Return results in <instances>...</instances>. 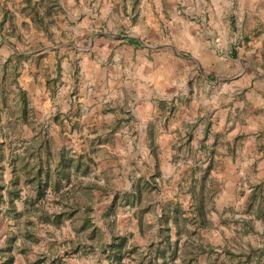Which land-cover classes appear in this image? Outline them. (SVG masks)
I'll use <instances>...</instances> for the list:
<instances>
[{
  "label": "rangeland",
  "instance_id": "1",
  "mask_svg": "<svg viewBox=\"0 0 264 264\" xmlns=\"http://www.w3.org/2000/svg\"><path fill=\"white\" fill-rule=\"evenodd\" d=\"M51 1L45 0L43 6H49ZM186 2L58 0L59 5L51 9L50 33H45L31 20L24 0H0V16L3 12L7 14L5 20L0 21L4 27L0 26V41L13 38L18 42L14 48L0 43V79L1 65L8 56L29 55L27 60H19L18 67L19 75L23 73L27 79L17 81L20 87L28 89L25 90L27 118L32 123L39 121L47 126L46 122H55V126L49 127L53 156L57 160L62 149L68 159L76 160L74 164L79 160L82 163L76 171L75 165L70 168L71 180L70 176L68 180H61L58 190L48 187L42 199H36L33 189L23 193L22 200L16 203L20 216H6L4 211L8 205L0 206V264H6L7 255L2 251L8 245L13 254L12 264H30L39 257L45 259L42 264H118L107 257L108 245L118 235L127 239L120 263L140 264L141 260L145 263L148 247L161 239L158 233L160 206L167 201L175 202L190 216L189 175L192 173L198 179L209 161L210 177L214 179L211 185L216 190L212 198L206 200L210 224L200 228L189 220L186 230L177 232L176 228H171L170 241L176 240L179 250L169 264H236L238 257L229 256L225 251L238 255L248 252L250 246H264V220L246 211L254 182L241 175L233 188L227 182L230 175L222 173L224 160L218 157L230 154L226 145L232 139L233 130L223 125L228 121L226 116L215 114L218 107L226 111L224 103L231 102V97L242 95L240 90H233L230 83L239 68L232 67L228 56L234 59L246 56L253 36L249 30L254 25L264 27V0ZM138 4L143 6L141 15L127 16L125 10L132 5L133 11L134 7L139 8ZM218 4L224 8V19L223 13L218 15L214 11ZM176 14L180 17L179 24L190 26L182 38L173 29ZM150 18L157 20L156 31L145 30L153 24ZM134 19L138 24H133ZM209 23L220 26L226 47L215 51L216 56L220 53L219 59L212 57L207 65L198 66L190 47L191 36H195L196 44L203 48L209 39ZM12 26L17 29L12 30ZM241 28L246 31L240 33ZM126 34L141 38L142 45L148 49V62L157 65L153 69L154 76L158 79L162 75L164 83L161 91L165 99L156 98L152 107L147 104L142 115L146 140L140 144L119 139L130 134L133 139L132 129L139 126V122L131 119L127 98H122L124 92L116 95L112 82H108V78L114 76L116 48L122 45L119 36ZM186 67L189 73H185ZM11 68L9 65V71ZM126 68L129 74L131 68L128 65ZM200 70L207 77L204 81ZM1 85L0 81V89ZM18 85L11 77L4 81L7 105L3 122L11 133H18L13 118L20 105L15 95ZM44 87L50 88L49 101L43 97ZM33 88L40 89L39 93L31 94ZM191 101L196 111L188 108L187 112H181L182 118L177 119L179 107ZM45 102L50 106L43 105ZM62 120H65L62 131L72 137L62 135L54 140V133L60 135L58 122ZM72 122L77 125L73 126ZM212 122H217L221 128L217 132L209 131L206 137L203 125ZM114 128L117 141L111 142ZM73 131L77 135L72 134ZM216 139L220 142L216 143ZM262 141L263 138L258 148H264ZM22 145L16 144V150ZM87 163L89 169L84 172ZM261 181L264 188V177ZM138 188L140 194L134 201L133 194ZM56 216L60 218L56 220ZM243 220H249L254 230L246 232Z\"/></svg>",
  "mask_w": 264,
  "mask_h": 264
},
{
  "label": "crops",
  "instance_id": "2",
  "mask_svg": "<svg viewBox=\"0 0 264 264\" xmlns=\"http://www.w3.org/2000/svg\"><path fill=\"white\" fill-rule=\"evenodd\" d=\"M133 1V0H131ZM133 3V2H131ZM187 4H194L193 0L189 1L187 0ZM143 5V4H142ZM215 6V5H214ZM222 6H225L224 3ZM138 7H134V10L132 11V5L125 11L127 12V16H133L137 13L141 15L142 7L138 4ZM214 11L218 15H223V19L225 18V13L223 12L224 8H220V4H218ZM138 10V11H137ZM176 12V10H175ZM2 15L0 16V21L2 20ZM150 20H153L150 18ZM157 20H153V24H150V28H147L145 30H152L156 31L158 29V24L156 26L155 22ZM176 22H174L173 29H176L178 32V36L182 38L183 32L188 29L190 30V26H184V24H179L180 17L176 14ZM159 23V22H158ZM226 23V22H225ZM133 24H138V21L134 19ZM206 25L202 24V28H204ZM3 27V25H0ZM223 26H226L223 24ZM263 26V25H262ZM195 28V25H193ZM208 27H211V30H209V33L207 35L208 41L205 42L203 48L202 46L196 44L195 36H191L192 44L191 49H193L192 54L195 55L193 57L194 60L198 62V66L207 65L209 60L213 57L216 59H219L220 53L218 55H215V51L219 52V48L225 46V36H223L220 32V26L215 27L213 24H208ZM4 28V27H3ZM17 29L16 26H12V30ZM242 29V28H241ZM240 29V30H241ZM246 28H244L245 30ZM244 30L242 29L240 33H243ZM219 31V32H218ZM246 31V30H245ZM264 27L259 26H252L251 30H249V34H253L251 37L248 35V37H251L250 39V46L247 47L246 56L240 57V58H232L228 56L229 63L232 65V67H236L238 69V72L233 77L234 80H231L230 83H232L233 90L235 88L240 90L242 95L239 97H231L232 100L228 104H225L227 109L225 112H223L220 107H218L217 111H215L216 115H224L226 116L227 123L223 124L227 127V129L233 130L232 131V139L227 141L229 142L228 145H226V148L230 151L229 155L221 156L219 155L218 158L224 160L222 164L223 165V172L224 175H230L228 182L229 186H232L233 188L236 187V185L239 183L240 176L244 175L246 179L250 182L260 183L261 179L264 177V148L263 147H257V144L261 143V139L263 138L262 143L264 144ZM121 37L118 41L122 43L121 46H118L116 48V53L118 52V55L116 54L115 59V66H114V76H111L108 78V82L111 83L114 86V91L116 95H122L121 92H124L122 95V98H127V110L130 111V117L131 119H134V121L139 122V126H136L135 129H132V132L134 131V138H132L131 134L128 136L124 135L123 137L119 139H123L125 142H136L138 144L144 142L146 140L145 138V127L143 125V121L145 120L142 115H144L145 110H147V107L150 105L152 107V103L156 102L157 99H165L163 98L162 94V86H163V78L162 75H159L158 79H156V76H154L153 69L155 70L157 68V65L152 66L151 63L148 62L147 59V53L148 49L145 48L142 44L141 38L138 36L126 34V35H120ZM128 38H133L131 40H128ZM4 42V43H3ZM0 43L7 44L11 48H14L18 45V42H15L13 38H8L7 40H2ZM212 43V44H210ZM2 44V45H3ZM212 47L210 48V46ZM206 46V48H204ZM45 51V50H44ZM231 58V59H230ZM240 59V61H239ZM239 62V63H238ZM229 64V65H230ZM128 65L130 73H127L126 66ZM152 68L150 69L148 68ZM190 69L186 67L185 73H189ZM201 71V75L203 77V81L205 78V72L203 70ZM26 80L27 77L25 75L20 74L17 78V81L19 83L20 79ZM34 81V80H33ZM32 81V82H33ZM175 83V81H173ZM212 83V82H210ZM24 91L26 88L21 87ZM117 88H119L117 90ZM149 88V89H148ZM225 89V88H224ZM17 90V89H16ZM28 90V89H27ZM26 90V91H27ZM40 89L37 91L33 90L31 91V94L39 93ZM226 91V90H225ZM30 91L28 92V94ZM43 97H47L48 101L50 99V88H43L42 89ZM46 95V96H45ZM229 95H232L230 92ZM190 100L192 99L191 96H188ZM240 99V101H238ZM235 101V102H234ZM165 103H167L165 101ZM147 104H149L147 106ZM43 105H47L49 107V103L45 102ZM189 105V106H186ZM223 105V106H224ZM190 109L192 112L196 111L195 103L194 101H191L188 104H185V107L180 106L178 109V113H176L177 119H181L183 114H181L182 111L187 112V109ZM5 106L3 104L2 98L0 96V143L1 142H8V140L11 141V143L16 146V144L23 143L22 148L19 150L14 149V152H22L21 154H25L23 150L24 146H27L29 149L30 145H34L36 143H39L43 141L48 144L50 147L51 153V129L49 127L55 126V122H52V124L48 123V126L46 124L40 123L37 121L36 123H32L28 120L26 121H20L17 120V123L15 124V128H18V133H15L13 131L12 133L10 130L6 129V125L3 122V115H4ZM143 110V112H142ZM115 112V110H111ZM194 114V113H193ZM190 114V115H193ZM188 115V114H187ZM206 117V116H205ZM116 124V120L113 119ZM59 123V136L58 134L54 133V140L57 138H61L62 135L64 137L66 135L72 137L70 134H67L62 131V128L65 127V120H62ZM73 126L77 125V122L71 123ZM136 125V124H135ZM112 126V125H111ZM45 128V129H44ZM211 128V129H210ZM220 125H217L216 123H204L203 130L204 135L206 137L209 136V131L217 132L220 129ZM170 129V130H169ZM168 130L171 132V135H174V132L171 131V127ZM70 130V129H69ZM114 133H112V138L110 137L111 142L113 140L117 141L116 139V132L117 129H113ZM131 132V133H132ZM72 133V132H71ZM74 135H77L75 131H73ZM215 136V135H214ZM56 137V139H55ZM72 139V138H71ZM75 138H73L74 140ZM118 139V140H119ZM162 140L166 138H161ZM215 139V138H214ZM212 139L211 141H213ZM107 140H105L106 142ZM219 139H216V143H219ZM217 146V145H216ZM128 150L130 146H127ZM216 148V147H215ZM107 149H109L107 147ZM8 149L6 150V154H8ZM47 156H44V152L42 151V158L43 160ZM211 157V156H210ZM209 157V158H210ZM213 158H217L216 155L212 156ZM28 158V156H26ZM93 158V157H92ZM91 158V159H92ZM94 159V158H93ZM215 159H213L215 161ZM50 161V159H48ZM53 161H57L55 158H53ZM95 161V160H94ZM76 162V160L74 161ZM19 165V164H18ZM36 157L31 156L28 159V166L26 171L21 170L18 171L20 174V184L22 186L21 191V198L15 201V204L22 200L23 193H28V189H31V184L25 182V178L28 177V175L31 173V175L34 173L36 169ZM72 172V171H71ZM26 173V174H25ZM73 174L70 175V180ZM12 177L11 167L5 166V170L3 171V175L0 176V184H5V189L2 191L4 198L6 197V190L10 188L9 181ZM73 178V177H72ZM69 180V181H70ZM71 185V184H70ZM97 187V186H95ZM7 201V198L5 199ZM3 204H7L6 202L1 204V208L3 207ZM23 206V205H22ZM21 206V207H22Z\"/></svg>",
  "mask_w": 264,
  "mask_h": 264
},
{
  "label": "trees",
  "instance_id": "3",
  "mask_svg": "<svg viewBox=\"0 0 264 264\" xmlns=\"http://www.w3.org/2000/svg\"><path fill=\"white\" fill-rule=\"evenodd\" d=\"M27 9H29V14H31V20L33 23L42 29L45 33H50L49 24L53 21V14L51 9L58 6V0H50V5L47 7L43 6V2L45 0H37L36 2H32V0H24ZM43 9V10H42ZM42 10V11H41ZM7 14L3 12L2 20L3 22ZM48 20L50 22H48ZM133 38H128L131 40ZM28 54H14L13 56H8L3 64L1 65V79L2 82L0 89V96L2 98L3 104L6 107V90L4 86V81L11 77V81L18 85L17 77L19 75V60L20 59H28ZM9 65L12 66L9 71ZM57 69L59 71L60 66L57 65ZM57 71V72H58ZM18 103V107L16 108V114L14 115V124L17 123V120L26 121L28 114V97L26 91H24L19 85L17 88V92L15 93ZM18 111V112H17ZM11 141L1 142L0 143V176L3 175V171L5 170V166L11 167L12 177L9 181L10 188L6 190V197L2 191L5 189V184H0V206L2 203L6 202L8 207L4 211L6 216H11L16 218L21 215V212H18L16 209L15 201L21 198L22 186L20 184L21 178L18 171L24 170L26 171L28 166V159L33 156L36 157V169L34 173L28 175L25 178V182L31 184V189L35 191L36 199H42L46 195V190L48 187H51L53 190H58L61 185V180H68L70 176V168L75 165V171L78 170L82 163L80 160L74 164V160L72 158H67L64 154V150L60 149V153L58 155L57 161H53L55 158L50 150L48 144L41 141L36 144H32L29 146H24L23 150L25 154H21L22 152H14L15 147H11ZM10 147L8 154H6V146ZM42 151L44 152V156H47L44 160L42 158ZM28 156V158H26ZM50 159V161L48 160ZM54 163L53 166H51ZM19 164V165H18ZM210 168L211 162H208V165L205 167L202 175L197 179L194 178V175L191 173L189 175V184L187 188V192L190 195L191 203L190 209L188 210V214L190 216H186V212L178 203L167 201L160 206V214L158 217V233L161 237L159 243H151L146 252V261L144 263L143 260L140 261V264H169L174 258L177 256L178 242L175 240L174 242L170 241V230L171 228H176L177 232L181 230H186L187 221L191 220L193 224H196L197 227L207 228L210 224V221L207 217L208 210L206 208V200L212 198V195L216 192L215 189H212L211 182L213 183L214 179L210 177ZM89 169V163L85 165L84 172H87ZM26 174V173H25ZM1 179V178H0ZM251 191L247 197L248 206L246 211L249 214L254 213L255 216L264 220V188L262 185V181L260 183H256L251 185ZM140 191L139 188L136 193L133 194L135 196V200H138ZM7 198V201L5 199ZM129 200V199H128ZM142 213V212H141ZM191 217V218H189ZM60 218L56 216V220ZM48 219V217H47ZM49 220V219H48ZM60 221V220H58ZM243 226L246 229V232L253 231L254 228L249 220H243ZM141 225V217L139 221ZM164 243V244H162ZM127 244V239L124 235H118L114 237L112 243L108 245L109 251L107 252L108 259L115 260L118 264H121L122 256H123V248ZM201 247V245H199ZM132 249L135 251V246H132ZM10 246H6L5 252L6 264L13 263V254L10 252ZM202 251V249L200 250ZM226 254L232 257H238L236 264H264V246H250L248 252L235 255L229 251H225ZM125 254V253H124ZM45 262L44 258H36L34 261L30 262V264H42ZM207 264H214L208 262ZM219 264V263H218ZM223 264V263H220Z\"/></svg>",
  "mask_w": 264,
  "mask_h": 264
}]
</instances>
